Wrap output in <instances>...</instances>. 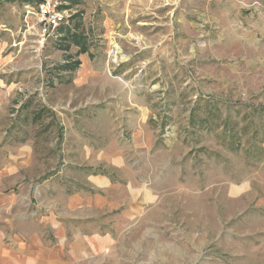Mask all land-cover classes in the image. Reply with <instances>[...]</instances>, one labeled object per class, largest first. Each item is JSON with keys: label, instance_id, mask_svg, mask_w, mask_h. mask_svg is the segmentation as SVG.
Listing matches in <instances>:
<instances>
[{"label": "rangeland", "instance_id": "1", "mask_svg": "<svg viewBox=\"0 0 264 264\" xmlns=\"http://www.w3.org/2000/svg\"><path fill=\"white\" fill-rule=\"evenodd\" d=\"M33 1L0 0V165L27 164L15 222L110 231L84 264H264V0H57L44 41ZM118 152L126 167L97 163ZM99 174L120 184L102 201ZM137 178L155 201L122 221Z\"/></svg>", "mask_w": 264, "mask_h": 264}, {"label": "crops", "instance_id": "2", "mask_svg": "<svg viewBox=\"0 0 264 264\" xmlns=\"http://www.w3.org/2000/svg\"><path fill=\"white\" fill-rule=\"evenodd\" d=\"M139 129V131L135 130L138 132L136 134L144 138L145 132L140 127ZM122 156L119 152L115 154L103 153L101 158H96V160L99 161L97 163L104 164L106 167L119 170L126 167V164H130V162L124 163ZM135 156L136 153L133 152V157ZM137 156L140 160V154ZM139 160L135 158L132 164H140ZM25 163L23 161L21 165L11 163L0 165V264H80L82 262L84 264V259L91 255L107 253L111 248L110 231L98 233V231L86 230L88 231L86 232V226L78 224L75 227L63 226L62 228L61 223H56L55 219L58 215L56 213L45 214L42 219H38L41 223L39 232H37L39 229L37 224V229H31L30 225L23 220L15 222L18 219H14V217L21 218L17 209L24 206L21 202L24 192H21L20 197L17 198L20 185H17V181L15 182L16 173L14 170L23 169L27 165ZM137 180L136 184L127 182L125 186L131 191L132 201L121 212H118L117 215L122 221L137 219L141 215L143 203L155 201L156 192L149 189L152 188L151 182L140 181L139 178ZM86 181L92 185L95 191L100 192L98 195L101 201L105 200L107 193L118 189L120 185L116 176H107L106 174L87 175ZM38 186L45 189L47 187L46 180L38 183ZM134 188L138 190L135 192ZM77 198L79 197L69 198V207ZM82 204L85 203L82 202ZM113 204H115V208L123 205L118 204L117 201ZM101 230L106 229L102 228Z\"/></svg>", "mask_w": 264, "mask_h": 264}, {"label": "built area", "instance_id": "3", "mask_svg": "<svg viewBox=\"0 0 264 264\" xmlns=\"http://www.w3.org/2000/svg\"><path fill=\"white\" fill-rule=\"evenodd\" d=\"M27 14L34 17V25L41 41L56 34L57 28L65 23V11L57 0H34ZM27 17V16H26Z\"/></svg>", "mask_w": 264, "mask_h": 264}]
</instances>
